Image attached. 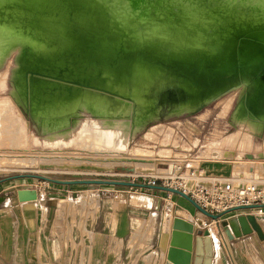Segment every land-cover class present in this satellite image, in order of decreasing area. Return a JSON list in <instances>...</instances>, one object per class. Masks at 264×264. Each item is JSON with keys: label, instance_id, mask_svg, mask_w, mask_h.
Segmentation results:
<instances>
[{"label": "bare ground", "instance_id": "bare-ground-1", "mask_svg": "<svg viewBox=\"0 0 264 264\" xmlns=\"http://www.w3.org/2000/svg\"><path fill=\"white\" fill-rule=\"evenodd\" d=\"M12 54L8 87L40 135L30 139L50 146L8 155L24 165L132 162L135 172L155 171L164 159L121 153L141 126L150 134L161 109L192 116L234 88L232 121L262 139L264 0H0V59ZM86 132L115 156L49 154Z\"/></svg>", "mask_w": 264, "mask_h": 264}, {"label": "rangeland", "instance_id": "rangeland-1", "mask_svg": "<svg viewBox=\"0 0 264 264\" xmlns=\"http://www.w3.org/2000/svg\"><path fill=\"white\" fill-rule=\"evenodd\" d=\"M12 56L13 54L9 56L8 61L4 59H0V179L8 176L19 175V174H36V175H42L45 177L62 179V180L108 179V180H128V181H134L136 183L141 182L140 177L138 176L139 173L135 172V170L132 168L133 167L132 162H130V164L127 165L118 163V164H112L110 166L109 164H107L105 166L94 167L89 163H88L89 166L87 164H83V166L82 164L78 166L69 165V164L66 165L62 162L63 160L62 161L56 160L57 163H53L49 165L48 164L43 165V163L41 164L38 162L34 163V165L33 164L24 165L14 159H11L10 157L12 156H8V155L9 154L12 155V153H14L15 151L26 152L28 150V152L29 151L34 152L35 150L48 151L50 149V146L44 145L43 143L40 142V140L32 141L30 139V137L34 135V133L30 131H34V132L36 131L35 133L37 134V136L40 137V135L38 134L37 130L34 128L32 122L29 124V128H28L27 120L25 119L27 118V115H25L24 118L20 109L18 108L16 99L14 98L15 93L13 91V88L8 87L10 85L11 73H12L11 72L12 67L8 65L10 63V58ZM230 90L225 94H223V96L222 95L218 96L216 98L217 100L215 99L212 104L196 112L192 116H182L183 114H186L190 111L185 112L183 114L181 113V114L170 115L169 109H167L166 115L164 116L165 109L164 108L161 109L160 117L156 121L149 122L147 125L148 129H150V134H145L146 133L145 129L143 130L144 125L141 126V128L136 132V134L137 133L138 134L137 135L135 134L133 138H130L126 147L127 150L125 149L126 153L124 151L121 153H123V156L127 158H131V156L143 157L144 155L146 156V158H149L151 155V159H152V164L150 163L151 165H153V161L154 159H156V157L157 158L160 157V159H164L163 162L169 163V168H171V164L173 163H175L176 166L182 164L186 158H191L190 161H188L189 162L188 164L195 167L199 165L200 159H206V160L230 159L233 161V164H235V167L232 170L233 171L232 177H236L240 180H245V181L246 180L253 181L259 185H264V168L262 167L264 164V157H263L264 131L262 134V139L257 138L256 132H253L255 133L253 134L248 129H245L246 126H244V124L242 125V123H240L236 125V123L232 121L233 106L236 100V95H237L236 92L238 91L236 88ZM236 127L238 128L239 131L236 129ZM246 130H248L249 132H247ZM84 134H83L84 137H86L87 134L88 138L86 137L87 138L86 140L85 138L82 137V135L73 137L74 135L73 134L71 136L74 141L68 139L69 141L67 140L65 144L63 143L62 145H60V148L58 147L59 145L54 147V149H61L62 151L54 150L49 154H54L55 159H56V155L58 154L59 156L61 155V159L63 158L64 155L66 156L68 155L70 157L73 156L82 157L83 155H85L95 159L109 158L110 156H115V153H112L109 149H98L97 147H94L92 142L90 141V136H91L90 133L86 132V134L85 135ZM78 140H82L80 141L82 143H80ZM138 147L141 150H139ZM160 149H162V151ZM147 150L148 152H145ZM1 151L2 153L6 152L5 153L6 156L4 155L3 158H1L2 155ZM258 154L263 156L258 158L256 156ZM73 166H75L76 168ZM79 166L80 167L82 166V168H87V169L84 170L80 169ZM118 166L131 167L132 171L127 172V171L117 170L116 167ZM164 166L165 168H168L167 164L163 166H161V164H158V168H163ZM150 170L151 172H147V173L154 172L152 171L153 169ZM140 173H146V172H140ZM38 180L42 181L43 179H38ZM75 187L80 191V192L78 191V193L82 194V197L78 199V202L82 204L81 205L82 207L80 206V209H78L77 219H78V226L82 227L83 229L88 222L89 223L94 222L98 208L97 199L93 197L90 198V201L93 205L92 209L86 212V208H84L86 199H84L85 197L83 196L87 197L88 195L87 191L89 193L91 191H95L96 189L103 188L105 193H107L110 206L112 208H115L119 204L127 201L125 197L129 195H135L134 193L140 194V192L143 191L140 190V188L135 189V187L129 188L130 186H122V185L81 184ZM163 195H165L163 199L157 197L156 194L154 196L158 202V208L160 207L159 212H157V214L143 215L142 214L143 212L141 213L139 211H136L137 220L133 221L134 232H135L134 238L137 241L141 240L142 244H144L149 238L152 237V235L154 234L153 233L154 229H156L154 234L155 239L158 240L159 234L163 231L166 230L168 231L171 225V221H172V217L174 216V213L172 214L170 211V208L172 209V207H170V203L172 202V197H175L176 195L174 196V193L171 192L170 194H168V192L163 193ZM176 198L177 201L173 206L179 207L185 204H190L188 201L181 199V197L178 194ZM141 205L149 206V202ZM178 210L180 211V209ZM173 211H174V207H173ZM262 211L264 212V210ZM247 212H251V211H247ZM254 212L251 213L254 214ZM259 222L262 227L263 225L262 220H260ZM211 227L213 228V226ZM214 228L213 230H215ZM164 234L162 235L163 240L166 241L167 236L169 234L168 233H164ZM148 252H146V254H148ZM146 258L148 261H153V255H149Z\"/></svg>", "mask_w": 264, "mask_h": 264}, {"label": "crops", "instance_id": "crops-1", "mask_svg": "<svg viewBox=\"0 0 264 264\" xmlns=\"http://www.w3.org/2000/svg\"><path fill=\"white\" fill-rule=\"evenodd\" d=\"M190 159L180 164L181 169L191 166ZM234 167L230 159H200L198 166H192L205 178L232 177ZM78 185L25 177L0 182V264H163L169 235L166 241L162 235L170 234L171 225L168 231L159 234L158 240L154 229L152 237L142 244L134 238L133 221L137 220L136 211L143 215L157 214L160 207L154 196L163 199L165 191L140 187L143 191L134 193L140 196L139 203H131L132 195H129L125 197L127 201L115 208L110 206L103 188L87 191V197L83 196L86 212L93 206L90 198L97 199L98 208L94 222H88L83 229L78 226L77 219L82 205L78 202L82 197L75 187ZM19 188L36 189L37 198L19 201L16 196ZM174 196L170 203V211L174 213L172 219L178 216L192 223V218L199 213L190 204L173 206L177 194ZM147 202L149 206L141 205ZM247 211L255 209L231 211L213 222V228L223 219ZM187 213L191 214L190 218L186 217ZM214 229L218 241L216 244L213 240L211 264H264V239H259L255 232L228 239L221 225L219 231ZM149 255H153V261L147 260Z\"/></svg>", "mask_w": 264, "mask_h": 264}, {"label": "water", "instance_id": "water-1", "mask_svg": "<svg viewBox=\"0 0 264 264\" xmlns=\"http://www.w3.org/2000/svg\"><path fill=\"white\" fill-rule=\"evenodd\" d=\"M264 76V70L260 72ZM120 171H132L131 167H116ZM25 177L43 179L49 182L71 185V184H103V185H122V186H134L136 182L128 180H108V179H73V180H62L56 178H49L42 175L36 174H19L8 176L0 179V182L9 180L12 178ZM151 188L158 189L161 191L171 192L178 194L188 201L193 208L201 213L202 215L211 218L213 220L220 219L223 215L236 210L256 209L264 208V204H252V205H241L225 210L221 213H210L199 204H197L190 196L180 191L179 189L167 187L163 185H153ZM16 196L19 201L22 200H35L37 198L36 189H25L19 188L16 190ZM251 212L242 213L227 219H223L219 223L215 224L216 230L219 231L220 225L223 228V232L228 239L234 237H240L255 232L259 239H264V231L260 225V218L258 214H253V218L256 224L250 220ZM264 217V215H263ZM213 257V238L210 234V230L205 228L204 230L194 229L193 223L175 216L172 219L171 230L168 239V246L165 250V257L163 264H211Z\"/></svg>", "mask_w": 264, "mask_h": 264}, {"label": "built area", "instance_id": "built-area-1", "mask_svg": "<svg viewBox=\"0 0 264 264\" xmlns=\"http://www.w3.org/2000/svg\"><path fill=\"white\" fill-rule=\"evenodd\" d=\"M155 163L157 169L154 172L139 173L141 182L129 188L138 189L141 186L151 188L153 185L176 188L213 214L241 205L264 204V185L240 180L236 177L205 178L203 174L193 170L192 166L181 169L180 164L176 166L175 163L171 164V168H169V163H165L163 160H155ZM158 164L161 166L167 164L169 169L165 166L158 168ZM263 209L256 208L255 210L258 215H264ZM213 222L216 220L201 213L192 218L194 229L197 230L209 229L210 226H213Z\"/></svg>", "mask_w": 264, "mask_h": 264}]
</instances>
